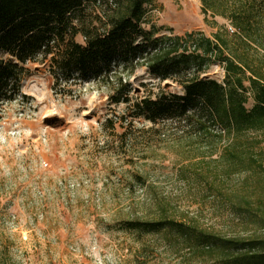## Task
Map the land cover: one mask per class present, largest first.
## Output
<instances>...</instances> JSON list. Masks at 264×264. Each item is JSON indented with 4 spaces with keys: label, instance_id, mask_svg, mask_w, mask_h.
<instances>
[{
    "label": "rangeland",
    "instance_id": "obj_1",
    "mask_svg": "<svg viewBox=\"0 0 264 264\" xmlns=\"http://www.w3.org/2000/svg\"><path fill=\"white\" fill-rule=\"evenodd\" d=\"M201 8L200 0H155L145 29L213 40L219 27H231L211 14L207 25ZM0 58L28 71L21 84L27 99L0 102V264H208L181 241L125 230L129 220L157 218L161 206L209 233L264 237L255 212L226 202L249 175H231L222 195L214 189L208 167L229 139L201 100L179 110L176 97L186 92L178 81L138 67L122 76L130 106L93 80L56 86L50 58L26 65L6 53ZM201 77L224 83L223 65L212 62ZM144 100L158 101L156 114L146 118L133 108Z\"/></svg>",
    "mask_w": 264,
    "mask_h": 264
},
{
    "label": "trees",
    "instance_id": "obj_2",
    "mask_svg": "<svg viewBox=\"0 0 264 264\" xmlns=\"http://www.w3.org/2000/svg\"><path fill=\"white\" fill-rule=\"evenodd\" d=\"M154 1L0 0V54L23 65L50 58L56 86L93 80L112 89L110 97L117 103L130 106L131 87L122 76L129 78L138 67H146L160 81H178L186 92L176 97L179 110L201 100L209 119L229 139L215 168L208 167L214 170V189L222 195L231 175H249L226 202L237 204L238 211L255 212V223L264 227V55L259 52L264 51V0H200L207 25L211 14L234 28L230 34L219 27L213 40L200 32L167 38L158 37L154 26L146 30V7ZM78 36L83 44L76 41ZM212 62L223 65L224 83L201 77ZM27 74L0 58V102L27 99L21 91ZM248 94L254 102L251 108ZM133 108L147 118L160 106L144 100ZM166 209L161 206L157 218L125 222V230L140 239L161 233L167 241H181L208 264H264V237H223L196 222L175 221Z\"/></svg>",
    "mask_w": 264,
    "mask_h": 264
},
{
    "label": "built area",
    "instance_id": "obj_3",
    "mask_svg": "<svg viewBox=\"0 0 264 264\" xmlns=\"http://www.w3.org/2000/svg\"><path fill=\"white\" fill-rule=\"evenodd\" d=\"M229 30L232 31V32L234 31L231 27H229Z\"/></svg>",
    "mask_w": 264,
    "mask_h": 264
}]
</instances>
